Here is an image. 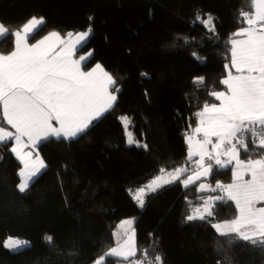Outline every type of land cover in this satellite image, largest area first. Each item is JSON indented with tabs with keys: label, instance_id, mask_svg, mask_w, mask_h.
Masks as SVG:
<instances>
[{
	"label": "trees",
	"instance_id": "trees-1",
	"mask_svg": "<svg viewBox=\"0 0 264 264\" xmlns=\"http://www.w3.org/2000/svg\"><path fill=\"white\" fill-rule=\"evenodd\" d=\"M250 10V0H0V23L10 31L44 18L30 44L52 31L91 28L75 56L89 53L82 68L99 63L120 88L114 107L82 137L38 144L46 168L24 193L17 188L21 164L12 141L0 144V264H91L117 242L115 229L127 217H135L134 259L147 249L149 259L159 254L163 264H264V251L238 238L230 243L212 227L236 217L233 201L215 200L213 216L186 219L203 197L221 193L199 185L228 183L231 164L221 169L212 161L206 178L187 187L180 179L165 184L147 194L143 207L131 194L161 168L185 166L181 177L193 170L185 135L197 124L195 114L215 102L209 93L225 89L220 81L231 72V40L245 24L241 11ZM197 14H210L215 30ZM12 50L9 35L0 53ZM195 77H204V84L195 85ZM240 159H248L243 151ZM8 236L29 244L11 251L3 246ZM110 259L105 264L118 263Z\"/></svg>",
	"mask_w": 264,
	"mask_h": 264
},
{
	"label": "snow or ice",
	"instance_id": "snow-or-ice-1",
	"mask_svg": "<svg viewBox=\"0 0 264 264\" xmlns=\"http://www.w3.org/2000/svg\"><path fill=\"white\" fill-rule=\"evenodd\" d=\"M250 4V12L240 13L247 27H241L234 34L242 35L245 39L231 40V67L236 69L238 75L233 76L229 72L228 78L220 81L227 85V91L213 90L209 93L220 101L219 105L205 103L203 110L195 114L201 125L195 131H203L204 139L198 141L197 148L193 150L189 137V157L196 154L200 156L198 165L203 171L195 174L196 179L211 173L213 160L221 169L235 161L232 183L223 185L218 182L216 188L201 184L200 190L208 187L216 191L218 188L226 193L227 200L235 202L238 212L235 219L212 224L220 236L228 237L230 243L234 238L247 241L254 248L264 251V206L256 207L257 203L264 201V0H250ZM196 18L209 31L215 30L214 18L210 14L207 19H203L200 14ZM43 23V17H32L22 29L14 32L0 23V42L9 35L15 37L14 50L7 54L0 53V144L6 146L10 137L15 139L16 147H12L11 151L24 164L18 173L23 177L17 185L21 193L26 192L34 178L46 168L43 160L37 157V162H32L31 153H24L22 149L51 138L72 141L82 137L94 121L114 107L117 100L115 93L120 91L117 80L99 63L91 70L83 71L81 62L86 67L87 58H72L76 46L82 48L86 44L91 28L76 33L75 40L71 39V32L67 34V41L62 40L58 32H50L36 43L29 44V39L34 37ZM56 43L63 45L58 52L55 51ZM225 67L228 68V65ZM204 81V77H195L193 82L203 85ZM120 119L130 122L127 116ZM4 122L15 132L9 131ZM211 136L217 137L219 141L213 145L215 149L229 145L224 153L217 151L213 155L206 151L205 146L211 143ZM25 137L28 143H24ZM133 142L131 138L128 140L129 144ZM135 143L145 149L148 147L138 141ZM241 151L248 159H240ZM222 154L227 155L228 159L222 160ZM205 156L209 161L206 166ZM186 171V168H175L168 173L170 178L163 180V184L173 183ZM164 172L165 169L161 168L160 173ZM245 174L251 178L245 180ZM161 179L162 176H157L148 185L135 191L133 198L140 207L144 206L146 189L155 192L162 187L158 183ZM182 183L187 187L193 183V177L188 176ZM212 199L210 197L205 201V205ZM224 199L222 196L215 197V200ZM196 211L199 212V209ZM205 211L209 217L213 216L207 207ZM186 219L204 220L205 216L194 214L188 215ZM124 223L131 224V221ZM45 239L49 243L53 240L51 236ZM28 244L26 240L8 237L3 246L19 252ZM136 252L134 239L129 237L122 244L117 241V247L100 256L94 264H104L108 257L129 261V257H136ZM149 255L147 249L141 250V256L129 261V264H163L159 254L152 259H149Z\"/></svg>",
	"mask_w": 264,
	"mask_h": 264
},
{
	"label": "rangeland",
	"instance_id": "rangeland-1",
	"mask_svg": "<svg viewBox=\"0 0 264 264\" xmlns=\"http://www.w3.org/2000/svg\"><path fill=\"white\" fill-rule=\"evenodd\" d=\"M52 32H56V31H52ZM84 32V31H83ZM50 33V32H49ZM48 33V34H49ZM59 33V32H58ZM69 33V32H68ZM68 33H66V34H60V38L62 39V40H65V41H67L68 39H69V37L67 36V34ZM77 33H79V32H77ZM48 34H46V35H48ZM75 34L76 33H73V37L71 38L72 40H75ZM45 35V36H46ZM78 46L79 45H77L76 46V50H77V48H78ZM63 47V45H61V44H59V43H56L55 44V51H60V49ZM75 50V51H76ZM75 51H74V53H73V59L74 60H78L79 58H80V56L78 57V56H75ZM96 65V64H95ZM95 65L94 66H92L90 69H88V70H85V69H83L82 68V70L83 71H89V70H91L93 67H95ZM81 67H82V65H81ZM106 71V70H105ZM116 94V93H115ZM126 135H127V142H128V140L131 138L132 139V136H131V134L129 133V132H127L126 131ZM188 135L189 134H187L186 136H185V141H186V143H187V145H188V150H187V156H188V158H190V159H193L192 161H191V164L192 165H197L198 164V161L200 160V156H199V154H196V155H192L191 157H189V150H190V144H189V137H188ZM191 137V136H190ZM228 145H226L225 146V149H227L228 147H227ZM191 147H192V149L193 150H195L196 148H197V143H196V140L194 139H192L191 138ZM205 148H206V151L207 152H210V153H212V150H210V149H208V147L207 146H205ZM206 157L207 156H205V159H206ZM221 159H223V156L221 155V157H220ZM204 159V160H205ZM32 162H36V158H34V159H32ZM182 168H185V166H183ZM170 172H173V170H169V171H165L163 174H161V173H159V174H157L156 176H154L151 180H149L147 183H145L144 185H142V186H140V187H138V188H135V189H133V190H131V194H132V196L134 195V193H135V191L137 190V189H139V188H141V187H144V186H146V185H148L153 179H155L157 176H162V179L160 180V181H158V183H161L162 184V186L163 185H165V184H163V180H166V179H169L170 177H169V175H168V173H170ZM251 177H250V175L248 176V178L247 179H245V180H248V179H250ZM202 184H204V185H206V186H210L207 182H202ZM200 189V188H199ZM207 189H209L208 187H206L204 190H200V191H205V190H207ZM151 192H153V191H148L147 189H146V191H145V195H144V197H143V199H144V201H145V198H146V196H147V194H149V193H151ZM217 196H222V194H217V195H206L205 197H203V200L200 202V203H198L197 205H195L194 206V208H193V210L191 211V213L189 214V215H200V214H203L205 217L207 216V212L205 211V208L207 207L209 210H211V206H212V204H213V202L215 201V197H217ZM213 198L212 199V201H210L209 202V204H207V205H205V201H207V200H209V198ZM135 200V199H134ZM136 201V200H135ZM264 202V201H263ZM137 203V202H136ZM138 204V203H137ZM139 205V204H138ZM197 209H199V212H197L196 210ZM237 216V215H236ZM236 218V217H235ZM134 220H135V217H127V218H124V219H122V220H120L119 222H118V224H117V227H116V229H115V235L117 236V237H123L122 239H119V242L122 244L125 240H128L129 239V237H133V239H134V246L136 247V244H135V232H134V229H133V223H134ZM126 221H131V224H128V223H124V222H126ZM225 221H228V220H225ZM230 221V220H229ZM218 222H223V221H218ZM215 223H217V222H215ZM8 237H14V238H19V237H15V236H8ZM8 237H6L5 238V240H4V242L7 240V238ZM21 240H25V239H22V238H20ZM27 241V240H26ZM3 242V243H4ZM116 244V243H115ZM113 245L112 247H110L109 249H111V248H113V247H117V244L116 245ZM109 249L107 250V251H105L102 255H104L105 253H107L108 251H109ZM101 255V256H102ZM100 257V256H99ZM98 257V258H99ZM97 258V259H98ZM110 258H116V260L118 261V263L117 264H129V261H132V260H135L133 257H129V261H125V260H123L122 258H118V257H108L107 258V260L105 261V262H107V261H109V260H111ZM96 259V260H97ZM95 260V261H96ZM95 261H93L91 264H94V262ZM105 262H104V264H105Z\"/></svg>",
	"mask_w": 264,
	"mask_h": 264
},
{
	"label": "crops",
	"instance_id": "crops-1",
	"mask_svg": "<svg viewBox=\"0 0 264 264\" xmlns=\"http://www.w3.org/2000/svg\"><path fill=\"white\" fill-rule=\"evenodd\" d=\"M241 27H247V24L245 23L243 26H241ZM241 27H239L237 30H236V33H238L239 32V30H240V28ZM22 29V28H21ZM45 37V36H44ZM43 38V37H42ZM41 38V39H42ZM41 39H39V40H41ZM233 39H236V40H242V39H245V37L244 36H242V35H236L235 36V38H233ZM14 40H15V37H14ZM38 40V41H39ZM28 43H29V41H28ZM36 43V42H35ZM30 44V43H29ZM79 47V46H78ZM232 47V46H231ZM81 56H84V57H86L87 59H88V57L90 56L89 55V53H85V54H83V55H81ZM80 56V57H81ZM84 62L82 61L81 62V65L83 64ZM230 68H231V73H232V75L233 76H235V75H238V73L236 72V69L235 68H233V67H231V60H230ZM226 78H228V74H227V76L226 77H224L223 79H226ZM219 91H227V85H225V89L224 90H219ZM215 98V97H214ZM213 103H215V104H217V105H219L220 104V101L219 100H217L216 98H215V102H213ZM213 103H209V105H211V104H213ZM203 110V107L198 111V112H200V111H202ZM0 116H2V108H0ZM6 123V122H5ZM53 124L55 125V121H53ZM5 127H7L8 128V130L9 131H11V132H15V129H13L10 125H4ZM56 126H58V125H56ZM201 125H200V119H199V117L197 116V124H196V126H195V128H194V130L191 132V133H188L189 135H188V137H190L191 136V138L194 140H196V143L198 142V141H203V139H204V133H203V131H201V132H199V133H197L196 131H195V129L197 128V127H200ZM187 135V134H186ZM185 135V136H186ZM9 139H11V141H12V144H11V147H10V149L12 148V147H16V142H15V139H14V137H10ZM24 139V143H28V141H27V138L25 137V138H23ZM210 140H211V143H209L208 145H206L207 147H208V149H210V150H212V154L213 155H216V153H217V151H219V152H221V153H224L225 151H226V149H225V146L227 145V144H225V145H223V146H221V148L220 149H215L214 147H213V145H215V144H217L219 141H218V138L217 137H215V136H211L210 137ZM37 146H38V144L36 145V146H32L31 144H29L28 145V147H26V148H23L22 149V151L24 152V153H31V160L32 159H34V158H36V162H37V157L40 159V160H43L42 159V157L38 154V152H37ZM13 153V152H12ZM14 154V156L17 158V160L20 162V164H21V168H20V170L21 169H23L24 168V164L20 161V159H18V157H17V155L15 154V153H13ZM222 156H223V159L224 160H227L228 159V156L227 155H223L222 154ZM44 162V161H43ZM212 162V161H211ZM209 163V161H208V159H207V157H206V159L204 160V164H205V166L207 165ZM45 164V163H44ZM190 165H192V164H190ZM231 165H232V169L233 168H235V161L233 160L232 161V163H231ZM192 171L190 172V173H188V174H186L184 177H181V175H180V177H179V179L181 180V182L183 181V180H185V179H187L188 178V176H192L193 177V183L194 182H196V181H199V180H201V179H203V178H206L207 176H204V175H201L200 176V178L199 179H196L195 178V174L197 173V172H202L203 171V169L202 168H200L199 167V165L197 164V165H192ZM20 170H19V172H20ZM25 172H27V169H25ZM248 174H245V176H244V179H247L248 178ZM20 177V181H19V183L21 182V180L23 179V177H21V176H19ZM178 180V179H177ZM233 182V177H232V179H231V181H229L228 183H226V184H223V185H227V184H230V183H232ZM190 184H192V183H190ZM202 184V183H201ZM200 184V185H201ZM184 185V184H183ZM200 185H199V187H200ZM221 191V190H220ZM220 194H222V197H224L225 199H227V197H226V193L225 192H223V191H221V193ZM234 202V201H233ZM234 204H235V202H234ZM262 206H264V202L262 201V202H259V203H257L256 204V207H262ZM237 215H238V212H237ZM235 219V218H234ZM233 220V219H232ZM229 221V220H228ZM231 221V220H230ZM224 222V221H223ZM223 222H217V223H223ZM117 237V236H116ZM123 237H117V241H119V239H122ZM116 244H117V242H116ZM115 244V245H116ZM110 250V249H109Z\"/></svg>",
	"mask_w": 264,
	"mask_h": 264
},
{
	"label": "water",
	"instance_id": "water-1",
	"mask_svg": "<svg viewBox=\"0 0 264 264\" xmlns=\"http://www.w3.org/2000/svg\"><path fill=\"white\" fill-rule=\"evenodd\" d=\"M0 151H2V147L0 146ZM3 158H4V156H3ZM3 158H2V160H3Z\"/></svg>",
	"mask_w": 264,
	"mask_h": 264
},
{
	"label": "built area",
	"instance_id": "built-area-1",
	"mask_svg": "<svg viewBox=\"0 0 264 264\" xmlns=\"http://www.w3.org/2000/svg\"><path fill=\"white\" fill-rule=\"evenodd\" d=\"M228 146H229V145H228ZM228 146H227V147H228ZM213 162H214V160H213Z\"/></svg>",
	"mask_w": 264,
	"mask_h": 264
}]
</instances>
